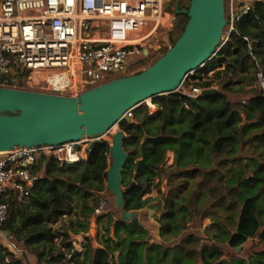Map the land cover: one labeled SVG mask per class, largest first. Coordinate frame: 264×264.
<instances>
[{
	"label": "trees",
	"instance_id": "16d2710c",
	"mask_svg": "<svg viewBox=\"0 0 264 264\" xmlns=\"http://www.w3.org/2000/svg\"><path fill=\"white\" fill-rule=\"evenodd\" d=\"M189 2L179 9H188ZM174 4L175 0L167 4L172 14ZM176 17L185 23L170 36L173 32L180 35L188 20L186 15ZM215 59L224 63L223 69L204 77L210 67L207 64L190 77L191 85L202 89H209L217 80L220 87L216 93L196 98L177 92L153 97L151 101L158 108L155 115L149 117L148 108L141 106L132 111L128 121L117 123L128 154L121 172L122 187L135 184L124 193L125 209L144 208L152 201L143 196L155 178L164 170L173 172L165 211L159 219V235L163 241L172 237L175 243L148 244L147 230L139 220L114 221L109 215L115 240L104 236L100 247L93 248L86 238L83 251L75 252L68 232L62 230L64 226L52 228L81 208L86 220L76 221L69 230L77 233L88 229L89 217L98 204L89 206V199L108 191L110 144L103 140L86 149L85 158L76 164L60 166L52 159L44 160L43 178L35 183L25 202H11L2 230L19 249L33 255L37 264H111L115 252V264H264V249L247 258L223 259L225 247L237 250L254 238L264 244V92L258 81L259 74L264 78V0H251L250 11L236 22ZM9 85L24 87L22 80L10 81ZM244 87H251V94L243 101H231L224 93H247ZM245 147L256 157L244 166L228 167L240 162L239 154ZM168 153L173 154V163L165 167ZM198 177L202 181L196 186L193 204L205 200L206 192L214 198L208 205L213 222L206 231L212 242L209 245L195 234H183L181 223L199 211L187 207L188 196L194 193L190 183ZM109 232L106 228L107 235ZM0 264L23 263L0 245Z\"/></svg>",
	"mask_w": 264,
	"mask_h": 264
},
{
	"label": "built area",
	"instance_id": "2783aa9c",
	"mask_svg": "<svg viewBox=\"0 0 264 264\" xmlns=\"http://www.w3.org/2000/svg\"><path fill=\"white\" fill-rule=\"evenodd\" d=\"M169 2L0 0V86L77 98L107 81L131 75L130 68L148 57V46L158 47L161 31L173 27ZM224 7L227 23L216 53L228 41L236 22L250 11L251 0H224ZM169 39L170 33L164 41ZM193 73L182 81L177 93L189 98L201 95L204 89L199 86L185 87ZM17 80H22L24 87L9 85ZM258 81L264 92L260 74ZM145 102L151 117V109L157 106ZM132 111L125 115L130 118ZM92 141L99 139L0 152V238L4 239L0 245L16 256L21 254L2 226L11 202H25L43 178L44 160L52 159L60 166L76 164L85 158ZM104 208L105 203L100 202L95 213L101 214Z\"/></svg>",
	"mask_w": 264,
	"mask_h": 264
},
{
	"label": "water",
	"instance_id": "95a60500",
	"mask_svg": "<svg viewBox=\"0 0 264 264\" xmlns=\"http://www.w3.org/2000/svg\"><path fill=\"white\" fill-rule=\"evenodd\" d=\"M179 8L180 0H176L174 14L188 18L182 33L141 72L107 81L77 98L0 86V152L101 139L118 122L129 120L127 111L153 97L176 93L189 73L197 72L215 56L227 23L224 0H190L188 9ZM178 25V19H174V29ZM216 91L204 89L201 96ZM123 139L121 131L111 137L105 187L113 196L119 220L131 222L141 219L142 209H125L124 193L135 184L122 187L121 172L128 158ZM95 143L90 142L88 149ZM147 208L153 214L158 205Z\"/></svg>",
	"mask_w": 264,
	"mask_h": 264
},
{
	"label": "rangeland",
	"instance_id": "374dc122",
	"mask_svg": "<svg viewBox=\"0 0 264 264\" xmlns=\"http://www.w3.org/2000/svg\"><path fill=\"white\" fill-rule=\"evenodd\" d=\"M171 1V0H170ZM176 1V0H175ZM187 3V0H180V7L185 5ZM174 5L172 6L173 9ZM174 19H179V17H176L177 15L172 14ZM180 16V15H179ZM179 26H182L185 21L184 20H178ZM174 30V25L170 29L162 30L161 35L157 38V45L158 47L155 48H149L148 46V57L130 68L131 74L138 73L149 67L151 64H153L158 58H160L176 41V39L179 37V32H173L170 36V39L168 42H165L164 39L167 37V35ZM155 42V41H154ZM210 65L209 70L207 74H203L205 76H211L213 72L219 69H223L224 63L220 64L218 63V60L212 58L210 62L208 63ZM206 67V66H205ZM204 67V68H205ZM204 72V71H203ZM192 76V75H191ZM203 80H199L198 82L201 83ZM190 81L192 82V79L190 77ZM186 82L185 87L186 89L190 88L191 83ZM193 86V85H192ZM219 85L217 80L213 81L212 87L210 89H219ZM26 89V88H21ZM251 87H244V91L247 93H238V92H224L229 100L236 101V100H245L251 93L248 92ZM28 90V89H26ZM183 91V89H181ZM180 91V92H181ZM151 104V99L148 100ZM154 105V104H153ZM141 106H146L148 108V112L150 111V108L148 106L147 102H144ZM156 106V105H155ZM158 111V108L155 110L151 109V112L155 115ZM118 126L115 125L106 135H104L100 140L106 141L109 144H111V137L118 132ZM98 142V141H97ZM239 157L241 158L239 163H229L228 167H235L237 165L244 166L245 164H249L250 158H255L256 156L252 154V151L245 147L242 152L239 154ZM173 163V154L168 153L167 158L165 160V167H168ZM215 167V165H214ZM223 174L228 177V171L222 170ZM173 172L164 170L160 173V176L155 178L154 182L152 183V186L147 194L143 196V199L145 198H151L152 201L148 203L144 208H142V216L139 220L141 226L147 230V235L145 238V241L148 244L152 243H175L176 240L172 237H169L167 241H163V239L159 235V219L162 217L164 211H165V199L167 198L170 190H171V181L170 178H172ZM202 177H198L196 180L192 181L190 185L193 187L194 193L188 196V202L187 207L189 210H194V207L198 208L197 213H192L190 220H181L182 226H183V234H195L199 239L202 240L205 244H211V240L206 234V231L210 226H212V221L209 217V213L211 212L208 209V205L214 201V198L209 193H205L204 199L201 202H196V204H193V199L195 197L196 186H198L199 183H201ZM105 203V208L101 212V214H96L95 210L92 213V215L89 217L88 222V229L84 232L79 231L77 233L71 232L69 230V226L71 224H74L76 221L84 222L86 218L83 217L81 214V208H76L74 213L70 216L64 217L61 219L58 223L52 226L54 230L59 229L60 226L63 227V231L68 232L70 236V241L73 247V251L75 252H82L84 249V245L86 243V238L90 239L91 245L93 248L100 247L101 242L104 240V236L109 237L112 241L114 239L112 227L108 224V216L111 215L113 220H119V216L117 214L116 208L114 207L113 203V196L108 192L104 191L100 194H95L93 197L89 199V206H92L94 203ZM97 204V206H98ZM156 204L158 205V208L153 212L147 208L148 205ZM96 206V207H97ZM106 228H110V232L107 235L106 234ZM3 231V230H2ZM4 232V231H3ZM61 232V231H60ZM60 239V237H58ZM0 244H4V239L0 238ZM264 249V244L258 241V239H250L248 242L242 246V248L237 250H232L227 247L223 248L224 251V260H229L232 257L241 256L244 258H247L251 253L258 252ZM21 250V254L17 255L19 260L23 264H37L36 258L31 255L28 251ZM72 251V252H73ZM117 256L118 252H115L113 256L110 259L111 264H115L117 262ZM70 255H68L67 258H69Z\"/></svg>",
	"mask_w": 264,
	"mask_h": 264
},
{
	"label": "bare ground",
	"instance_id": "6f19581e",
	"mask_svg": "<svg viewBox=\"0 0 264 264\" xmlns=\"http://www.w3.org/2000/svg\"><path fill=\"white\" fill-rule=\"evenodd\" d=\"M182 89H184L183 87H182ZM148 101V100H147ZM155 109H157V108H155Z\"/></svg>",
	"mask_w": 264,
	"mask_h": 264
}]
</instances>
